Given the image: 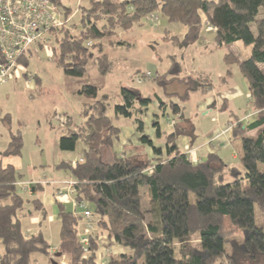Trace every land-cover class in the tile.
Returning <instances> with one entry per match:
<instances>
[{"label":"trees","instance_id":"16d2710c","mask_svg":"<svg viewBox=\"0 0 264 264\" xmlns=\"http://www.w3.org/2000/svg\"><path fill=\"white\" fill-rule=\"evenodd\" d=\"M51 1L63 11L64 20L68 19L64 27L48 32L50 59L68 82L77 83L90 67L99 78L106 77L112 70V61L104 46H118V32H128L151 17L158 21V14L167 23L184 27L181 39L171 37L181 49L199 41L204 24L212 28L214 48L225 51L227 75L236 65L247 84L254 114L251 122L243 124L236 119L228 123L231 142L240 141V167L224 162L215 152L192 162L178 149L176 141L181 136L193 140L194 128L173 124L162 151L143 135L142 121L135 118L144 115L151 99L143 97L138 89L120 88L121 103L113 106V118L133 119L139 142L159 158L138 161L113 154L108 163L102 160V150L110 149L119 134L107 114L109 97L99 95V88L93 84L74 87L73 94L87 101L82 105L83 122L66 128L57 148L73 152L77 142L83 143L82 161L75 166L59 163L56 168L73 181L75 204L91 205L92 211L86 208L95 226L109 242L128 251L110 255L103 264H264V223L258 225L255 221V211L264 218V0H88L86 7L78 6L73 12L62 7L59 0ZM74 16L79 17L78 24L72 23ZM168 34L166 38L171 39ZM238 45L249 48L248 52L243 53ZM42 47L28 49L9 73L34 80V91L40 90V81L28 75L26 69L31 56ZM3 63L0 56V65ZM181 72V64L171 57L168 71L155 75L152 81L163 92L175 80L182 84V102L199 88H212L211 84L198 82L203 80L201 75L179 78ZM146 77L140 74L136 78L142 81ZM162 104L157 103L160 107ZM179 108L171 103L170 113L189 125ZM0 122L9 133L8 146L1 156L20 157V132L12 131L9 114L2 115ZM65 124L72 122L66 118ZM155 135L160 137L159 129ZM22 179L13 166L0 164V264H32L33 254L50 255L51 247L41 233L25 236L21 228L20 213L29 209L25 206L31 205L42 217L45 215L41 202L26 196L29 193L20 185ZM26 184L41 191L46 183ZM56 204L60 222L57 252L69 256L71 264H95L99 233L89 234L88 245L83 247L77 230L79 218ZM192 235L198 237L197 248L190 245ZM226 245L230 247L228 252Z\"/></svg>","mask_w":264,"mask_h":264},{"label":"rangeland","instance_id":"374dc122","mask_svg":"<svg viewBox=\"0 0 264 264\" xmlns=\"http://www.w3.org/2000/svg\"><path fill=\"white\" fill-rule=\"evenodd\" d=\"M59 1L62 7L68 8L72 12L78 6L86 7L88 3V0ZM156 16L158 17V21L149 22V20H144L141 26L134 27L125 33L118 32L117 41L121 43H119L120 46H114L112 49L104 46L105 50L110 52L112 70L103 79L99 78L96 70L90 67L88 74L77 81V83L72 80V82H68L64 78L61 69L50 59V46L46 43V45L42 44V50L37 49L34 52L35 54L29 59L26 69L28 75H31V77L36 76L40 81V90L34 91L29 88V85H32L34 80H25L23 77H20L21 79L17 78L19 80H14L11 79L10 75L6 80L7 85L0 84V114H9L13 130H18L22 138L23 147L20 158L22 169L19 172L23 175L22 180L24 181L31 180L35 182L43 180L46 182L43 190L35 193V197L32 199H37L41 203L43 202L48 214H52V211L56 212L58 207L52 197L58 187L54 182L57 183L64 179H70V176L66 172L56 168L59 163L55 162L77 159L84 149V145L81 142H77L73 152H62L57 148L58 140L65 134L66 128L79 126L83 122L81 116L82 105L87 101L83 97L74 95L72 91L74 87L76 88L83 84H93L99 88V95L109 97L110 108L107 114L112 118L113 125L119 130H128L129 127L127 125L130 123V120L121 117L113 118L112 108L114 105L121 103L120 88H135L140 91L143 97L148 96L151 99L148 113L146 110L144 111V115L140 117L136 115L135 118L142 121L143 135L153 141L155 147L160 148L165 146L166 136L170 130L174 129L172 127V129L167 130L166 125L168 123L170 125L176 123L179 128H194L195 138L193 140L186 136H181L177 139L176 145L180 151L184 150L185 144H192V147H197L201 152L200 155H206L207 149H212L213 151L218 149L215 152H219L225 162L235 167H240L238 157V150H240L239 140L225 145L224 149L214 146L215 144L205 148L203 144L213 136L220 125H226V122L229 120L232 122L237 119L243 121V124L246 123L243 117L251 113L252 110L250 100L246 97L247 84L245 80L242 78L237 66L233 65L230 75L232 82L228 83V86L225 85L227 84V80H229L227 69L223 63V54L225 52L221 49H215L213 45L202 44L199 46V43H196L192 47L179 48L171 37L181 39L184 34V27L178 24H169L160 15L157 14ZM72 23L78 24L79 17L74 16ZM165 30L169 32L168 35L171 39L166 38ZM171 57H175L181 64L182 72L179 78L189 77L192 74L193 79H195L201 75L203 80H198V82L211 84L212 91H203V88H199L197 92L189 94L187 101L182 102L180 97L183 96L184 90H182V84L176 82V80L167 86L165 92L157 88L152 78L157 74L161 75L168 71ZM140 74H147V77L140 81L136 78ZM228 87L235 88L234 92L236 96L232 99L233 101L228 100V102L222 103L219 102L220 100L216 101L215 107L210 109L207 114L206 107L211 105L212 100H217L216 97L219 94L226 92ZM165 93H168L169 96H165ZM158 100H161L163 104L162 107L159 106L156 109ZM171 103L177 104L182 109L179 108L180 110L178 111L189 125L184 124L181 119L173 123L171 122L172 124L167 121L166 124V117L159 114L158 123L161 128V136L157 138L155 129L152 128L154 121L150 123V121L146 120V117L150 116L153 111L155 113L165 112L167 118L168 116L172 118V114L170 113ZM205 112L207 115H203ZM66 118L71 120L72 125L65 124ZM211 119H214L216 122H213ZM225 130L230 133V126H226ZM133 138L134 134H131L125 140L128 143H133ZM120 142L121 139L118 142H113V154L133 157L138 161L152 160V152L147 146L138 143V145L134 144V150V147H132L131 150L126 151V148L122 149ZM107 151L106 148L102 150L104 155L102 157L105 161L110 159L109 154L111 152L107 154ZM220 151L222 152L220 153ZM184 152L192 162H198V160H193L190 151L184 150ZM60 155L62 156L61 158H64L58 159ZM233 156H235V160L232 159ZM162 158L165 157L163 156ZM29 167L30 169L28 170ZM67 185L69 188V184ZM145 191L146 188L141 189L144 208L147 202ZM28 206L31 205L25 207ZM86 207L91 211L93 209L91 205H86ZM63 208L64 210L67 208L69 211L71 210L70 213H73L70 203L63 206ZM28 219V216H26L25 220L21 222V228L25 231L26 227L32 229L34 232L37 225L30 226ZM83 220L84 218H82V222ZM255 221L258 225L264 223L263 216L257 211H255ZM224 230L226 231L225 225ZM44 234L51 245H57L60 234L58 221L55 220V222L49 224ZM190 245L193 248L198 247V237L196 235L191 236ZM177 248L178 245H175L176 250H178ZM229 250L230 247L226 245V252ZM36 261L39 264H49V258L44 256H39ZM57 262L60 264L58 260ZM61 262L71 264L70 257L66 256L64 259H61ZM218 263L220 262L218 261L215 264Z\"/></svg>","mask_w":264,"mask_h":264},{"label":"crops","instance_id":"0c3cea01","mask_svg":"<svg viewBox=\"0 0 264 264\" xmlns=\"http://www.w3.org/2000/svg\"><path fill=\"white\" fill-rule=\"evenodd\" d=\"M202 22L205 23V17L202 16ZM165 32H168L167 30H165ZM184 33V31H183ZM214 35V31L212 30V28L206 26V24L203 25V28H202V33H201V36H200V39L197 43H199V46L202 45V44H208V45H213V36ZM196 44V43H195ZM195 44L191 45L192 46H195ZM239 46V45H238ZM240 47V46H239ZM234 49V48H233ZM240 49L242 50L243 53H247L249 48H241ZM224 51V49H221ZM235 50V49H234ZM236 51V50H235ZM225 52V51H224ZM224 55V54H223ZM20 76V75H19ZM17 74L15 75H12L11 76V79H14V80H19L21 79ZM19 78V79H17ZM231 81V77L229 76V80H227V85L228 86V83L230 84ZM5 83H3L2 85H5ZM30 84V83H29ZM7 85V84H6ZM2 87V86H1ZM181 87L183 88L182 90L185 89V87L183 85H181ZM29 88L32 90L34 89V85H29ZM234 89L235 88H229L226 90V92L224 93H221L219 94L216 98L217 100H212V103L211 105L207 106L206 107V111H207V114L208 112L210 111V109L214 108L215 107V104H216V101H219L220 103L222 102H225L228 100H232L234 99V97L236 96V93L234 92ZM210 91H212V89L210 88ZM180 92V91H178ZM246 97L249 99V94L246 90ZM233 101V100H232ZM158 104L162 103L161 100H158L157 102ZM159 106L157 105L156 106V109L158 108ZM148 110H149V107L147 108V113H148ZM159 114H161V116H165L166 117V124H167V121H169L170 123L172 122H176V119L178 118V116H174L172 115V118H170V116H168L167 118V115L165 114V112H162V113H158V112H153L152 111V116L150 115H146V120L153 122V127L155 130L156 129H159V131L161 132V128H160V125L158 123V119H159ZM206 112L203 114V115H207ZM1 114H0V118H1ZM254 118V114L251 112L249 114H247L246 116L243 117V120L244 121H247V122H251ZM145 120V121H146ZM213 122L215 121L214 119H211ZM216 122V121H215ZM230 120L226 122V125H220L219 128H217V130L214 132L213 136L209 139V140H206L205 143L203 144L204 147L206 148L207 146H212L213 144H215L214 146H219V148H225L227 144H230L231 143V137H230V133H228L227 130H225V127L228 126ZM11 123H12V120H11ZM171 123V124H172ZM129 127L128 130H119V134H118V138L114 141H119L121 139V142H120V146L122 147V149L124 150L126 148V151H129L132 149V147H134V144L135 145H138V143L140 145H143L139 142V136H138V133L136 132V129L134 127V123L132 122V120H130V123H128L127 125ZM167 127V130L168 129H172L173 125H170L169 123L166 125ZM11 129L12 131H16V130H13L12 128V125H11ZM154 130V131H155ZM150 131H152L150 129ZM172 132V130L169 131V134ZM131 134H134V138H133V143H128V141H126V137H128V135L130 136ZM161 136V135H160ZM187 137V136H186ZM150 140V139H149ZM230 140V141H229ZM113 141V142H114ZM151 141V140H150ZM8 142H9V133L8 131L2 126L1 122H0V164L5 167V166H13L14 169L20 173L19 171H21L22 169V166H21V156L20 157H4V156H1V153L5 151V149L7 148L8 146ZM112 142V144H113ZM152 144L155 146V144L153 143V141H151ZM112 144H111V147L110 149H107V154L109 152H111L109 154V158L108 160H104L102 157V160L105 161V162H111L112 161ZM130 145V146H129ZM146 146V145H144ZM148 147V146H147ZM149 148V147H148ZM158 148V147H157ZM135 149V147L133 148V150ZM150 149V148H149ZM160 149L163 151L164 150V147H160ZM151 150V149H150ZM184 150H186L187 152L190 151V154L192 155V158L194 161L198 160L199 161H202V158L205 157L206 155L204 154H201L200 155V151L199 149H197V147H192V144H185L184 145ZM184 150L182 149V151L184 152ZM206 154L207 153H210V152H215V151H218V149H215V151H213L212 149H207L206 150ZM223 151V150H222ZM220 151V153L222 152ZM216 153V152H215ZM152 154V153H151ZM164 154V153H163ZM217 154L220 156L219 152H217ZM116 155V154H115ZM129 156H131V154H129ZM62 156L60 155L58 159H63L61 158ZM159 157H154L153 154H152V160L153 159H157ZM220 158L224 161V159L222 158V156H220ZM190 159V158H189ZM232 159L235 160V156L232 157ZM77 161H82L81 160V155L77 157V159H74V160H65V161H60V162H55V163H72V166H75V163H77ZM192 161V160H191ZM225 162V161H224ZM227 163V162H226ZM30 169V167L28 168V170ZM21 174V173H20ZM22 175V174H21ZM68 181L70 182H73L71 179H64L63 181L61 182H54V184L58 185V187L56 188V192L52 195L53 197V201L58 202L60 203L61 205L65 206V205H69V203L71 204L72 206V209H73V213L76 217H78V222H77V230H78V237H81L82 235H86L88 236L89 234H93V233H99L97 236H98V248H97V251L95 253V264H102L103 262H105L107 260V258L110 256V255H118V254H124V253H127L128 251L119 246L118 244L116 243H111L109 242L107 239H106V236L100 232V229L98 227L95 226L94 222H93V219L92 217L90 219L88 218H84L82 216V211L77 207V205L75 204V202L73 201V195L71 194V189L68 188ZM32 183V184H35V183H41L43 181H24L22 180V183ZM44 183H46L44 181ZM44 186V185H43ZM32 188V187H31ZM43 190V188H42ZM38 191H35L33 188L31 189V192L29 194H27V196L29 198H34L35 197V193H37ZM51 203V201H50ZM42 208L45 212V215L44 217L41 216L40 212L38 211H34L32 209L31 206H29L30 209L27 210V212L25 213V211L22 213H20V222H22L23 220H25L26 216H28V223L30 226H35V230L33 232L32 229H28L25 227V231H23V233L25 234V236H30V235H35L37 234L38 232L41 233L44 237V239L48 242L49 246L51 247L49 251L50 253H52V250H54L55 252L53 253L54 254V258H50V255L49 257L48 256H44L46 258H49V264H51V260L54 259L56 262L57 260L59 261L60 264H65L63 262H61V259H64L66 257V255H62L60 254V257L56 258L55 256L58 254L57 252V248L59 246V242H60V237H59V242L57 245H51L48 241V238L45 236V232L49 226V224H51L52 222H55V220L58 221L59 225H60V222H59V218H58V209H56V212L52 211L53 213L52 214H48V212L46 211L45 209V205L44 203L42 202ZM66 212H69L70 211L66 208L65 210ZM78 211V212H77ZM80 211V212H79ZM34 214V215H33ZM82 218H84L83 222H82ZM85 221V222H84ZM43 225V226H42ZM60 235V234H59ZM3 254V248L1 246V241H0V257L2 256ZM39 256H43V255H40V254H33L32 255V261L34 262L33 264H39L36 259L39 258ZM68 257V256H67ZM58 264V262H57Z\"/></svg>","mask_w":264,"mask_h":264},{"label":"built area","instance_id":"2783aa9c","mask_svg":"<svg viewBox=\"0 0 264 264\" xmlns=\"http://www.w3.org/2000/svg\"><path fill=\"white\" fill-rule=\"evenodd\" d=\"M149 20L156 21L157 18L151 17ZM67 22L63 11L51 0H0V56L4 62L0 65V84L6 82L21 55L32 47L46 45L49 42L48 32L64 27ZM68 184L71 189L73 182ZM20 185L30 193L28 184ZM77 207L84 218L92 217L84 203ZM79 241L83 247H87L86 235L79 237ZM54 252L52 250L50 258H54Z\"/></svg>","mask_w":264,"mask_h":264},{"label":"water","instance_id":"95a60500","mask_svg":"<svg viewBox=\"0 0 264 264\" xmlns=\"http://www.w3.org/2000/svg\"><path fill=\"white\" fill-rule=\"evenodd\" d=\"M55 257L56 258L60 257V254L58 253ZM51 264H57V262L54 259H52L51 260Z\"/></svg>","mask_w":264,"mask_h":264}]
</instances>
